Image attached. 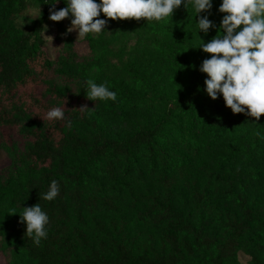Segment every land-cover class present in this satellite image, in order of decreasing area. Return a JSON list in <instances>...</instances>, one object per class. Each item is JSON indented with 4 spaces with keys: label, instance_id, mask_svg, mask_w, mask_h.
Masks as SVG:
<instances>
[{
    "label": "rangeland",
    "instance_id": "1",
    "mask_svg": "<svg viewBox=\"0 0 264 264\" xmlns=\"http://www.w3.org/2000/svg\"><path fill=\"white\" fill-rule=\"evenodd\" d=\"M56 2L55 10L67 6L66 0ZM221 3L222 0H213L209 19L217 27L207 36L199 33V17L194 9L189 6L186 10L183 5L174 11L172 19L161 23H146L143 18L109 19L103 34L89 35L85 40H77L76 31L68 32L71 16L61 22L51 21L45 6L35 0L0 18L1 28L16 30L32 43L40 42L41 51L51 64L53 79L46 82L50 87L74 94L75 83H68L65 74L84 70L86 82L91 79L106 84L117 93L115 103L89 100V109L82 119H75L68 112L66 129L72 136L125 140L167 124L156 141L157 156L153 161L146 151L137 152L117 170V184L102 167L90 170L87 198H106L116 205V210L105 208L96 213L100 226L89 216L87 233L92 245L98 247L101 242L116 240L136 251L158 248L162 230L141 223L138 216L152 201L165 200L169 194L177 210L192 212L198 223L208 222L210 231L220 230L226 212L242 215L235 200L228 198L229 189L243 195L254 218L264 221V138L253 128L255 118L232 111L220 113L223 97L214 101L205 90L201 111H188L182 104L192 84L197 79L204 84L207 78L199 67L210 54L198 47L222 34L218 30L224 15L218 11ZM98 18L108 19L103 14ZM39 79L45 85L43 78ZM36 90L34 83L29 84L22 99L28 100ZM41 95L53 103L44 90ZM211 117L224 122V130L210 129L207 120ZM260 120L264 124V115ZM28 147L29 141L19 133L0 127V170L14 165L13 150L21 152ZM161 153L169 156L168 189L161 181ZM68 160L70 165L86 161L71 155ZM196 192L204 194V203L198 201ZM9 220L10 212L0 209V228L4 227L8 236L14 238ZM0 264H20L12 243L1 236ZM230 264H264L263 229L255 226L242 238Z\"/></svg>",
    "mask_w": 264,
    "mask_h": 264
},
{
    "label": "trees",
    "instance_id": "2",
    "mask_svg": "<svg viewBox=\"0 0 264 264\" xmlns=\"http://www.w3.org/2000/svg\"><path fill=\"white\" fill-rule=\"evenodd\" d=\"M29 1L33 0H0V18L9 15L13 9L24 7ZM35 1L44 5L47 13L55 2ZM40 45V42H30L29 37L16 30L0 27V127L15 131L29 141L25 151H12L14 165L0 170V209L17 213L10 214L9 220L14 238L8 236L4 227L0 228V236L12 243L20 256V264H230L242 238L255 226L264 230V221L254 218L248 200L232 189L228 190L227 196L235 200L242 215L237 217L226 212L219 231H210L208 222L198 223L192 212L177 210L169 194L165 200L152 201L138 216L141 223H150L162 230L158 248L151 246L148 251H136L116 240L101 242L98 247L92 245L87 233L89 216L96 226H100L95 220L96 213L105 208L116 210V205L106 198H87L86 180L90 177V170L102 167L108 178L117 184V170L137 152L146 151L153 161L157 156L156 141L167 124L143 130L125 140L72 136L66 129L67 113L70 112L75 119L84 116L85 111L79 109L89 103L86 72L65 74L68 83H75L74 94L50 87L46 82L53 79L51 64ZM39 78H43L45 85ZM31 83L37 90L28 100L22 99V93ZM204 87L200 79L192 84L187 100L182 103L188 111H201ZM43 90L53 103L44 100ZM56 107L62 108L65 119L47 120V112ZM224 111H231L225 102L220 113ZM207 122L210 129L225 128L224 122L213 117ZM253 128L264 138L261 120H255ZM68 155L74 159L84 157L86 161L70 165ZM168 158L165 153L159 156L161 181L166 189L171 185L168 182ZM53 180L59 183L60 194L49 202L42 197ZM196 195L198 201L205 202L204 194L196 192ZM38 203L49 216V224L47 239L36 246L26 236V224L20 222L19 214H22L23 207Z\"/></svg>",
    "mask_w": 264,
    "mask_h": 264
},
{
    "label": "clouds",
    "instance_id": "3",
    "mask_svg": "<svg viewBox=\"0 0 264 264\" xmlns=\"http://www.w3.org/2000/svg\"><path fill=\"white\" fill-rule=\"evenodd\" d=\"M65 3L67 6L61 10L50 9L49 19L61 22L71 16L68 32L76 31L77 40L103 34L109 19L140 21L143 18L146 23L165 22L172 19L181 5L186 10L189 6L194 9L199 17V33L207 36L217 27L209 19L213 0H66ZM218 11L224 14L218 29L222 34L198 47L210 54L199 67V71L207 75L204 90L214 101L222 96L233 114H244L259 121L264 115V0H222ZM201 13L206 15L201 16ZM101 14L108 19H99ZM86 86L88 100L117 102V93L106 84L89 79ZM87 109L85 106L79 110ZM46 119L64 120L65 112L60 107L53 108L47 112ZM59 194L60 185L53 180L42 198L51 202ZM10 214L17 213L12 210ZM19 216L20 222L26 224V236L36 246L47 239L49 216L39 203L23 207Z\"/></svg>",
    "mask_w": 264,
    "mask_h": 264
}]
</instances>
